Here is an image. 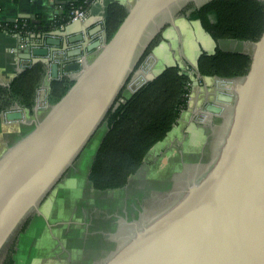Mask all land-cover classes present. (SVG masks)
Instances as JSON below:
<instances>
[{
  "label": "water",
  "instance_id": "1",
  "mask_svg": "<svg viewBox=\"0 0 264 264\" xmlns=\"http://www.w3.org/2000/svg\"><path fill=\"white\" fill-rule=\"evenodd\" d=\"M210 1L136 0L110 41L106 17L73 20L57 32L50 23L15 36L21 59L45 64L52 79L61 68L76 75L67 94L0 156V253L31 213L41 214L39 206L90 145L130 78L128 95L140 88L131 89L134 81L142 78L145 84L158 76L139 63L167 26L176 27V9ZM235 42L253 47L252 53L238 51L251 56L248 74L217 78L231 81L232 89L208 92L198 110L209 118L232 106L214 167L104 264H264V32L257 42ZM6 118L24 119L23 109Z\"/></svg>",
  "mask_w": 264,
  "mask_h": 264
},
{
  "label": "trees",
  "instance_id": "2",
  "mask_svg": "<svg viewBox=\"0 0 264 264\" xmlns=\"http://www.w3.org/2000/svg\"><path fill=\"white\" fill-rule=\"evenodd\" d=\"M89 1L67 0L68 17L74 9H86ZM128 11L116 2L107 6L105 30L108 41L117 32ZM181 15L190 21L200 22L203 30L216 42L215 50L213 53L202 51L196 66L185 61V68L178 63L165 67L154 80L126 96L130 78L101 125L105 127V134L89 174V181L96 191L126 187L131 177L142 168L150 151L178 125L182 113L189 106L193 85L191 72H195L194 76L196 72L199 73L202 78L232 80L245 77L250 70V55L225 51L218 46V42L259 41L264 32V3L258 0H212L189 15ZM23 22L7 23L0 19V32L25 35V31L35 30L29 21H26L24 30L15 27ZM162 33L151 42L139 66L162 42ZM49 72L48 66L39 63L26 68L8 86H0V113L15 107L32 111ZM74 84L75 80L68 76L51 80L46 96L47 105H56ZM27 223L22 231L27 228ZM5 264H15V261L10 258Z\"/></svg>",
  "mask_w": 264,
  "mask_h": 264
},
{
  "label": "rangeland",
  "instance_id": "3",
  "mask_svg": "<svg viewBox=\"0 0 264 264\" xmlns=\"http://www.w3.org/2000/svg\"><path fill=\"white\" fill-rule=\"evenodd\" d=\"M179 21L180 19H177L176 23ZM180 22L184 24L183 20ZM193 25V23L188 22L185 25V29L193 31ZM182 39L183 37L180 38V40ZM173 42L172 43L176 48L173 52H176L177 49L180 48L182 53V48L177 47L179 44L176 45L177 42ZM193 45L196 46V48L198 46L196 41ZM225 45L223 46L225 47ZM252 48L253 47L250 44L228 41L224 49L252 53ZM195 54L196 53L194 52L189 54L188 59L191 63H195ZM173 56L179 58L177 54ZM185 61L184 58L179 59L178 63L181 67L185 68ZM190 75L193 80L192 92L189 99V106L187 110L182 113V117L179 121V125L181 126L185 125L184 117H186L187 112L191 110L192 106L194 107L201 102L200 96L194 92V83L198 82L199 88H204V85H206L204 81L200 83L201 78L198 79L197 76H194V73H190ZM203 100H205L204 96ZM195 124L200 125L199 123ZM228 127L229 119L227 120L226 132L228 131ZM104 128L105 127L102 126L91 141L90 153L94 152L92 147L98 143L105 133ZM199 128L200 127L196 126L195 131L198 129V135L201 134L200 140L197 141L200 149L196 150L195 147H192L197 140L196 131V137L191 135L187 140V143H190V145L188 144V152L185 153L186 157L183 161L176 158V155L170 152V150H173L169 147V134L163 142L150 151L145 159L142 169L135 176L131 177L126 188L122 190L95 193L94 197H97L98 201L108 203V206L104 205L103 209L98 205L99 209L94 210L92 203L93 200L89 197L91 192L85 193V188L83 189L80 185H77L76 187L71 185L64 188L60 193V198H56L54 193H58L57 191L62 188L63 183H60L58 187H56L57 189L52 191L39 206L41 214L34 212L31 216L32 223L29 229L26 233L19 235L15 263H92L90 261L94 260V252H91V250L101 246L97 245L98 243L90 241H88L87 244L82 243L81 248H84V250H82L84 255L75 254L77 238H74V236L78 235V232L80 231L79 226L82 227L79 223V221H82L80 218L83 214L84 216L86 215L85 210L88 208H90V213L87 215L105 217V220L98 223L97 226L110 229L113 237L126 236L131 238L137 231H142L151 226L184 197L188 186L202 181L214 167L217 160L216 156L213 157L214 153L210 154L208 151L202 152L201 150L202 142L206 143L207 141H210L213 135L209 136L211 138L208 139L209 131L207 130L209 128ZM204 131H207L206 134H208H204ZM88 148L89 147H87L86 150L87 152ZM70 175L71 171L67 173L65 179H68ZM101 205L103 204L101 203ZM69 221H71V223H66ZM127 242L128 241H123L118 244V246L120 245L119 248H122ZM110 244L111 247H113V244L114 246H117L115 242ZM79 256L83 257L80 258Z\"/></svg>",
  "mask_w": 264,
  "mask_h": 264
},
{
  "label": "crops",
  "instance_id": "4",
  "mask_svg": "<svg viewBox=\"0 0 264 264\" xmlns=\"http://www.w3.org/2000/svg\"><path fill=\"white\" fill-rule=\"evenodd\" d=\"M135 1L136 0H90L86 8L89 13V17L87 19L92 17L95 19V22L101 21L104 17H106V8L109 4L116 2L129 9L134 4ZM66 7H67V0H0V19L1 21L7 23H11L8 22V20L10 19H15L16 21L18 20L29 21L36 29L38 27H42L43 29H45L51 23L53 27L50 30L57 32L61 27H64L69 22H72L71 18L68 17V12ZM179 19L180 21L183 20L184 24L179 21L178 23H176L175 28L172 26L168 27L164 31L163 42H161L160 45L156 47L151 53V55L146 59V62L149 63L155 75H159L165 69V67L174 65L176 64V62L178 63L179 59L184 58L186 61L191 63L188 59L190 53L193 52L196 53L195 57L197 58V56L201 54L202 51L213 53L215 50V47L217 45L216 42L203 30L200 22L191 21V23L194 24L192 31L190 29L189 30L185 29L186 23L190 21H187L186 19L183 18H179ZM98 24H100V22L96 23V25ZM16 35L17 34L10 35L5 32H0V85L1 86H8L10 82L18 74L23 72L26 68L32 66L30 61L21 59V57H24L25 55L22 52L17 51V39L15 37ZM182 37L183 39L180 40V38ZM173 41L177 42L176 45L179 44V46L177 47L182 48V53L180 48H178L176 52H173L174 49H176L173 44L174 43ZM195 41L198 44L197 48L196 46L193 45L195 44ZM225 44L227 45V41L225 40H221L218 42V46L225 51H230V52L240 51V50L224 49L226 47ZM223 45H225V47ZM175 54H177L179 58H175V56H173ZM94 57L95 54L91 55L90 60H92ZM59 72H60L59 73L60 76L58 77V79L64 76H68L72 78L76 75V72L71 74L63 73L62 68L60 69ZM51 80L53 79L49 74L44 80L43 86L38 92V100L34 109L32 111L23 109V114L25 116L24 119L9 121L6 118V113L10 111H15L17 110L18 107L13 108L12 110L6 113H0V156L10 145L14 144L19 139L27 135L33 129L34 123L36 121L41 120L46 115L47 111H45V109H43L42 106L47 105L46 96ZM202 81H204L206 84L204 85V88H199L198 87L199 84L195 85V83L193 86L195 87L194 92L200 96L201 102L194 107L192 106L191 110L187 112L186 117H184L185 125L181 126L178 123V125L169 133L170 134L169 147L173 150V151L170 150V152L175 154L176 158L182 161L186 157L185 153L188 152V147H189L188 144L190 145V143H187V140L189 139V137H191V135L194 137L197 136L196 143L194 146L192 145V147H195L196 150L200 149L199 143H197V141L200 140L201 134L198 135V129L196 130L197 135L195 134L196 126L200 128L208 127L209 129L207 128L208 129L207 131H209V135H208L209 137L214 135L212 134L213 129L220 124L221 115H214L207 118L198 113L199 108L202 107L205 103V100H203V96H205V94H207L208 92L209 93L216 92V89H219L220 86V83H218L217 78L203 77L200 79V83ZM127 95L128 94L126 93V96ZM231 109L232 106L227 105L225 109L226 111L224 112V114L225 113L229 114V121L231 118V112H232ZM209 120L210 122L208 123ZM195 123H199L200 125H196ZM207 131H204L203 133L206 134ZM103 136L100 138L98 143L94 147H92L94 151L93 153H90V145H89L88 152L86 151L87 150L86 149L84 153L77 159V161L74 163V166L69 170V172L71 171L70 177L68 179H65L66 177L65 176L63 180L60 182L63 184H62V188L57 191L59 194L54 193L56 198L60 196V193L64 188L69 187L71 185L75 187L77 185H80L83 189L85 188V193L91 192L90 193L91 195L89 197L92 198L93 200L92 203L94 210L99 209L98 205L99 207H102V209L104 208L103 207L104 205L108 206V203L98 201V198L94 197L95 193H103L106 191L94 190L92 184L89 181L90 169L96 154V150ZM210 138L211 137H209L208 139ZM222 144H223L222 139L214 140L212 136L210 141H207L206 143L202 142L201 150L202 152L208 151V153L210 154L214 153L213 157L216 156L217 158L218 152ZM90 198H89V202H90ZM101 203L103 205H101ZM89 209L90 208L85 210L86 215L84 216L83 214L82 217L80 218L82 221H79V223L82 225V227L79 226L80 231L78 232L77 236L76 235L74 236V238H77L75 254L84 255V252H82L84 248H81L82 243L87 244L88 241L98 243L97 245H101V246L91 250V252H94L93 254L94 260H91L90 262L92 263L90 264H104L120 248L118 247V245L114 246V244L113 247H111L110 243L114 242L112 240L114 237L112 236L110 229H105L104 227L97 226L98 223H101L105 220V217L89 216L87 215L88 213H90ZM66 223H71V221ZM79 257L81 258L83 256H79Z\"/></svg>",
  "mask_w": 264,
  "mask_h": 264
},
{
  "label": "flooded vegetation",
  "instance_id": "5",
  "mask_svg": "<svg viewBox=\"0 0 264 264\" xmlns=\"http://www.w3.org/2000/svg\"><path fill=\"white\" fill-rule=\"evenodd\" d=\"M198 8H200V7H198ZM194 9H197V7L193 3H190V4L186 5V6H182V7L178 8V9H176V11L174 13L177 15V17H178L177 19L183 18V19H186L187 21H190V20H188L186 17H184L181 14L183 13V14L189 15ZM168 27H170V26H167V28ZM167 28H165V30ZM165 30H163V31H165ZM163 33H162V39H163ZM225 41H232V40H225ZM162 42H163V40H162ZM191 73H193V72H191ZM196 76H197V72H196ZM228 119H229V114L225 113L224 115H221L220 124L216 128H214L213 129L214 131L212 132V134H214L213 135V139L214 140H216V139L217 140L224 139L223 137L226 134V125H227V120ZM33 213H31L28 216V218L26 219V221H24V223L19 227V229L17 230V232L12 236V238L8 241V243L6 244V246L1 251V253H0V264H5V262L8 259H10V258H13L14 261L16 260L15 259V255L17 254V249H18V247H17L18 237H19V235H21L23 233H26V231L29 229V227H30V225L32 223L31 216H32ZM28 221H29V223H27ZM26 223H27V228L25 229V231H22V229L26 225ZM129 238L130 237H126V236H123V237L118 236V237H114L112 240L118 245V244L122 243L123 241H125V242L128 241ZM118 247H120V245Z\"/></svg>",
  "mask_w": 264,
  "mask_h": 264
},
{
  "label": "built area",
  "instance_id": "6",
  "mask_svg": "<svg viewBox=\"0 0 264 264\" xmlns=\"http://www.w3.org/2000/svg\"><path fill=\"white\" fill-rule=\"evenodd\" d=\"M88 17H89L88 10L83 9V8L74 9L71 12V16H70L72 21L73 20L85 21V20H87ZM15 27L19 28L20 30H24L26 27V21L23 22L21 25H18V23H17ZM25 33L28 34L29 31H25ZM62 57H63L62 59H66L65 55H62ZM142 69H143V71L147 72V71L151 70V67H150L149 63L145 61L142 65ZM143 82H144V80L142 78L134 81V83L131 85V89L136 90L138 87L142 86ZM219 83H220L219 90L222 89L225 91H230L232 89V82L231 81H225V82L219 81ZM42 108L45 109V111H47L49 109V106L45 105V106H42Z\"/></svg>",
  "mask_w": 264,
  "mask_h": 264
},
{
  "label": "bare ground",
  "instance_id": "7",
  "mask_svg": "<svg viewBox=\"0 0 264 264\" xmlns=\"http://www.w3.org/2000/svg\"><path fill=\"white\" fill-rule=\"evenodd\" d=\"M94 144V143H93Z\"/></svg>",
  "mask_w": 264,
  "mask_h": 264
}]
</instances>
